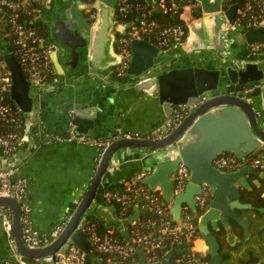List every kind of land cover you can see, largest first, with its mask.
Masks as SVG:
<instances>
[{
	"label": "water",
	"instance_id": "water-1",
	"mask_svg": "<svg viewBox=\"0 0 264 264\" xmlns=\"http://www.w3.org/2000/svg\"><path fill=\"white\" fill-rule=\"evenodd\" d=\"M120 1L96 0V19L94 23L87 24L85 31L68 28L60 22L52 30L56 42L51 43L58 49L53 54V61L60 82L48 85L49 88L59 87L61 76L67 83L71 74L78 77L80 72L91 76L95 85L93 91L84 93L86 105L71 104L68 110H73L63 115L67 132L70 122H73L79 133L113 137L122 126L117 122L122 110L115 111L114 104L124 103L127 94L147 97L150 103L162 108L165 120L171 117L178 105H198L171 133L162 137L148 135L112 139L102 153L95 146L65 141V145L74 147L79 153L92 154L94 173L88 181L73 183L65 192L57 222L73 208V204L75 207L59 236L44 246L33 247L25 243L20 202L13 195H0V207H8L12 214L7 229L0 214L9 241L12 238L15 245L17 255L10 247L11 263L64 264L67 245L73 242L89 254L92 264H104L99 256L92 253L91 242L85 230L80 229L88 218L102 222L106 232H116L124 240L132 241L128 228L136 224L142 213L135 207L129 217L122 218L116 207L105 202L100 193L113 159L124 150L144 151L139 156L146 163L144 170L150 173L143 182L150 190L159 187L165 200L173 202L175 220L180 219L185 203L195 212V195L202 192L204 185L211 188L212 198L207 210L198 217V225L200 235L208 245L207 254L212 264H225L220 241L213 230L219 231L222 226L229 243L235 244L240 238L234 224L242 228L246 239L251 237L252 218L244 215L243 211L253 209L264 216V205L255 206L242 199L243 190H252L249 177H261L260 169L245 164L237 170H226L214 164V160L223 153L243 159L264 146L263 57L241 54L242 50L249 51L250 44L264 41V19L258 27L234 28L239 3L225 8L226 0H196L199 3L197 14L190 5L184 7L181 18L188 28V37L183 45H177L188 63L181 66L168 64L167 51L148 39L134 38L130 41L131 59L126 72L118 74L116 69L123 61L117 51L118 39L126 36L130 27V23L121 22L116 14ZM146 1L160 12L155 0ZM1 43L0 60L5 62L12 75V87L5 93V99L30 115V127L34 125L39 130V97L33 95L31 82L24 76L22 65L8 42L2 40ZM206 50L216 53L212 59ZM60 54L66 58L65 61L60 59ZM209 61L215 64L209 66ZM63 68L67 69L65 74ZM44 88L40 87L36 94L40 96ZM245 88H252L247 96L243 94ZM203 96L207 97L205 101H201ZM19 159L16 152L11 160L17 166ZM181 163L190 169V179L184 192L175 195L171 177ZM9 166L7 164L6 167ZM6 167L0 166V169ZM261 197L264 199V193ZM31 207L29 216L33 223L35 207L33 204ZM263 231L264 222L258 229L259 238ZM139 251L146 256L145 250ZM186 252V248L171 249L161 261L153 264H167L175 255ZM108 264L127 263L114 261ZM136 264H147L146 257Z\"/></svg>",
	"mask_w": 264,
	"mask_h": 264
},
{
	"label": "built area",
	"instance_id": "built-area-1",
	"mask_svg": "<svg viewBox=\"0 0 264 264\" xmlns=\"http://www.w3.org/2000/svg\"><path fill=\"white\" fill-rule=\"evenodd\" d=\"M33 1L42 2L43 0H0V55L2 54L1 41L6 40L5 37L7 36L11 37L15 49H12V51L22 65L24 76L31 82L32 92L39 91L40 87L45 85H53L60 82L59 74L53 61L56 46L44 44V39L36 26L40 14L32 18L25 17L26 14H32L30 7ZM124 1H120L116 7V14L121 22H123L122 19H127L135 8L131 3ZM256 1H243L233 26H242L244 28L259 26L264 19V14L257 5L258 1ZM86 5L93 9L91 15L95 18V2ZM186 5H190L193 9H198L199 7V3L196 0H189ZM157 6L164 13L179 14L181 12V5L175 1L168 4L166 0H159ZM243 22H246V25ZM124 23H130V27L127 30V35L118 39V44L122 47L120 55L123 59L121 65L116 69L118 74L125 73L129 65L131 50L127 49V45H130L132 39L157 37V46L163 49L165 47L183 45L188 37L185 25L181 23H161L154 17L153 13H144L134 20ZM249 51L252 54L259 55L264 51V41L250 44ZM11 87V72L5 62L0 60V150L7 159L8 166L10 165L0 169V195H13L20 202L23 217V239L28 246L39 247L50 243L59 236L73 208L66 212L64 217L50 232H40L33 227L29 216L32 209L29 179L20 175L21 160L19 159L17 166L11 160L16 152L19 153L24 144L23 142L28 140L27 134L29 132L27 130L28 126L30 127V123L26 118V114L18 105L5 99V93L9 92ZM251 91L252 88H245L244 96H247ZM206 99L207 97L203 96L201 101ZM197 105L198 103L178 105L171 117L156 128L152 137H162L171 133L191 109ZM76 128L77 126L70 122V130L64 136L47 133L46 143L70 141L98 147L100 153H102L112 139L139 136L130 132H118L111 138L103 136L93 137L79 133ZM249 160H252L253 165L264 170V160L254 158L251 155L242 159L233 154L224 155L223 153L214 160V164L221 169L237 170L248 164ZM149 173V171H141L119 189H111L102 185L100 193L105 202L114 206L119 205L120 211L124 214L131 211V209L133 211L137 207L142 216L137 219L135 225H131L132 229H129L133 236L132 241L124 240L115 235L114 232L102 234L99 231L97 220L93 218L85 219L80 229L85 230L92 245V253L108 255L111 262L120 261L126 263L140 249H143L146 253V263L153 264L161 261L171 249L186 248V253L175 255L167 264H203L202 259L198 255L199 252L192 248V244L200 238L198 234V217L208 208L209 201L212 198L211 188L204 185L202 192L195 195L197 207L195 212L189 204L185 203L181 210L180 219L175 220L172 214L173 202L165 200L159 187L150 190L143 182V179ZM171 178L174 194L179 195L184 192L189 182L190 169L184 163H181ZM0 214L3 217L4 227L7 229L12 218L11 211L8 207L2 206L0 207ZM10 245L13 248L14 255H17L12 238H10ZM161 253H164V255L159 258ZM63 263L91 264V259L88 253L71 242L67 245Z\"/></svg>",
	"mask_w": 264,
	"mask_h": 264
},
{
	"label": "crops",
	"instance_id": "crops-1",
	"mask_svg": "<svg viewBox=\"0 0 264 264\" xmlns=\"http://www.w3.org/2000/svg\"><path fill=\"white\" fill-rule=\"evenodd\" d=\"M83 5L86 4L81 0H45L37 20L38 23H43L48 31L47 37L43 41L44 44L56 42L51 33L59 22L66 24L71 29L75 27L81 32L86 30L88 23H94L96 14L95 18L92 17V13H88L89 10L88 12L86 11L89 6L86 5L83 8ZM94 11L96 12V8ZM233 27L235 28L236 26ZM162 50L167 51L168 64L178 63L181 66L182 63H188L185 55L182 56L180 54L181 51L178 46ZM56 51H58L57 48ZM206 53L209 59H212L216 54L209 50H206ZM241 54L258 56V54H252L248 50H242ZM259 55L263 57L262 65L264 67V51ZM59 57L63 61L66 59L61 54ZM207 64L211 66L215 63L214 61H209ZM63 71L65 74L67 69L63 68ZM79 74L78 77L71 74L67 83L66 78L61 76V83L55 89L45 85L44 90L40 91V96L35 91L34 95H37L40 100H38V107L40 106L41 108V124L39 130L34 125L28 126V140L23 142L24 144L19 151L21 160L20 175L29 179L30 200L33 207H35L32 215V225L40 232H50L58 224L57 219L62 209L61 202L69 187L79 181H88L94 173L95 160L92 154H86L85 151L79 153L75 151L74 147L65 145L67 143L65 141L49 145L46 143L47 133L62 136L68 133L66 130L67 124L63 123L62 117L69 110H73H68L71 104L86 105L88 103L85 101L84 93H90L94 90L93 78L84 74V72ZM125 98L127 100L124 103L119 101V103L114 104L116 107L115 111H118V109L122 110L117 118L118 126H122L119 127L120 129L115 134L118 132H130L139 136L152 135L151 133L165 120L162 108L150 103L147 97L127 94ZM26 118L28 122L31 121L30 115L26 114ZM260 149L264 150V146ZM143 152L136 149L124 150L118 153L113 159L111 170L103 179L102 185L119 189L127 181L133 179L135 175L144 171L146 163H143L142 158L139 156ZM25 159L26 161H24ZM149 163L151 164V162ZM7 164H9L7 159L0 151V166L6 167ZM236 234L239 236L237 232ZM222 238L225 239L226 245L230 247H236L242 243L240 236V241L235 244L229 243L226 233ZM10 247L9 237L0 217V264H14L10 261ZM192 248L205 255L207 254L208 245L200 235V238L193 242ZM137 254L139 257L138 261L146 257L141 251Z\"/></svg>",
	"mask_w": 264,
	"mask_h": 264
},
{
	"label": "trees",
	"instance_id": "trees-1",
	"mask_svg": "<svg viewBox=\"0 0 264 264\" xmlns=\"http://www.w3.org/2000/svg\"><path fill=\"white\" fill-rule=\"evenodd\" d=\"M81 1L84 2L85 4H93L96 0H81ZM174 1L178 2L181 5V7H180L181 12L179 14L164 13L163 11L156 12L154 10V7L152 5H149L146 0H125L124 2L131 3L132 5L135 6V8L133 9V12L130 13L129 17L127 19H122V21L123 22L132 21L135 18L142 16L144 13L145 14H151V12H153L154 17L159 22L166 23V24L181 23V24L185 25L187 32H188V28H187L184 20L181 18V15L184 11V7L186 6V3H188L189 0H166V2L168 4H171ZM192 1H194V0H192ZM243 1L244 0L226 1L227 6H225V8H227L228 6H230L231 4H234V3H239V5L242 6ZM257 1H258L257 5L261 8V10L263 11V14H264V0H257ZM158 2H159V0H155V5H158ZM137 5H139V6H137ZM43 6H44V4H42V2L33 1V4L30 7V9H32V14H30V15L26 14L25 17L32 18V17L38 16L39 14H41ZM243 24L246 25V22H243ZM36 26L39 30V33L43 37V39L45 37H47L48 31H47L46 26L43 23H37ZM120 37H122V36H119V38ZM5 38H6L7 42L9 43L11 49L15 50L13 42H12V38L8 37V36ZM148 40H150L155 45H158L157 37H151ZM127 49L131 50L129 44L127 45ZM163 49L166 50V49H168V47H165ZM117 51L119 53L122 51V47L118 43H117ZM9 102L14 104V102H12V101H9ZM224 155H231V154L230 153H224ZM254 157L264 160V150H261V149L257 150ZM109 188H111V187H109ZM111 189H113V188H111ZM261 194H262V190L258 191V195H257L258 200L254 202L255 206H261L264 204V200L262 199ZM247 200H243V201L247 202ZM259 201H262V202H259ZM72 207L74 208L75 204H73ZM115 207H116L118 215L122 218L129 217L132 213V209H131V211L124 214L120 211L119 205H116ZM243 213H244V215L252 218V227H251L252 235H251V237L248 240L245 239L242 228L239 227V230H237V228H236V232L239 234L240 238L242 239V243H240L236 247H230L229 245H226L225 239L222 238V236H225V233H226L225 230L223 229L222 235L219 233V236H218V239H219L220 244H221V250H220L221 255L223 256L225 264H264V236L262 238L258 237V229L264 222V216L261 215L260 213H258L257 211L253 210V209L252 210H245V211H243ZM98 225H99L100 233H102V234L106 233L104 225L101 222H98ZM129 229H132V227L130 226ZM114 234L120 237V235L117 234L116 232H114ZM198 234L200 235V231H198ZM96 255L99 256L103 260L104 264H108L109 262H111L110 256H108V255H102V254H98V253ZM163 255H164V253H161L159 258H162ZM198 255L202 259L203 264H212L210 261V255H208V254L203 255L200 253H198ZM138 259H139V257H138V254L136 253V255H134L133 257L128 259L126 261V263L127 264H136L138 262ZM91 264H92V262H91Z\"/></svg>",
	"mask_w": 264,
	"mask_h": 264
},
{
	"label": "flooded vegetation",
	"instance_id": "flooded-vegetation-1",
	"mask_svg": "<svg viewBox=\"0 0 264 264\" xmlns=\"http://www.w3.org/2000/svg\"><path fill=\"white\" fill-rule=\"evenodd\" d=\"M88 10H89V12H88ZM92 10L93 9H90V7H87V9H86V11L88 12V13H92ZM248 165H250V166H254V167H256V168H258V169H260L259 167H257V166H255V165H253L252 164V160H249L248 161ZM260 171H261V173H262V175H261V177H258V178H256V177H254V176H250L249 177V180H250V182H251V185H252V190H243V200H247L248 202H252L253 204H254V202L255 201H257L258 199H257V195H258V191H261L262 190V193H264V170H262V169H260ZM259 187V188H258ZM263 199V198H262ZM264 200V199H263ZM259 202H262V201H259ZM264 205V204H263ZM262 206V205H261ZM236 226V227H235ZM239 225H237V224H234V228H235V231H236V228H237V230H239ZM241 228V227H240ZM223 229L224 228H222V226H221V228H220V230L219 231H214L213 230V233H215L216 235H217V237L219 236V233L222 235V233H223ZM225 230V229H224ZM226 232V231H225ZM251 235H252V232H251ZM264 236V231H263V233H262V237ZM261 237V238H262Z\"/></svg>",
	"mask_w": 264,
	"mask_h": 264
},
{
	"label": "rangeland",
	"instance_id": "rangeland-1",
	"mask_svg": "<svg viewBox=\"0 0 264 264\" xmlns=\"http://www.w3.org/2000/svg\"><path fill=\"white\" fill-rule=\"evenodd\" d=\"M42 4H45V0H43L42 1ZM224 6H227V4H226V2L224 3ZM197 10L198 9H194V11H195V13L197 12ZM151 13H153V12H151ZM197 14V13H196ZM34 93H35V91H33V95H34ZM259 150V149H258ZM257 152V150L251 155L252 157H254V155H255V153ZM255 158V157H254ZM196 216H197V213H196ZM112 262H114V261H112ZM109 263H111V262H109Z\"/></svg>",
	"mask_w": 264,
	"mask_h": 264
}]
</instances>
